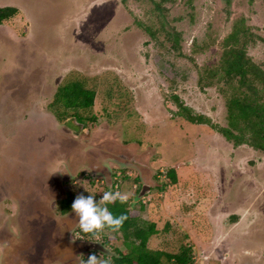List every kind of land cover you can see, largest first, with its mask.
<instances>
[{"label":"rangeland","instance_id":"rangeland-1","mask_svg":"<svg viewBox=\"0 0 264 264\" xmlns=\"http://www.w3.org/2000/svg\"><path fill=\"white\" fill-rule=\"evenodd\" d=\"M0 5L20 10L0 25L2 264H86L90 255L115 264L116 249L125 250L121 233L84 234L72 211L55 218L62 196L99 202L109 188L129 194L138 217L156 223L151 249L189 245L191 264H264V152L213 128L227 124L226 83L205 72L232 46L241 17L252 34L246 53L264 69V0ZM165 31L179 37L177 49ZM69 72L98 90L89 111L99 116L85 127L72 117L58 124L47 108ZM175 96L209 122L180 116ZM60 155L71 165L61 168ZM87 240L103 248L85 250ZM162 264L173 263L162 256Z\"/></svg>","mask_w":264,"mask_h":264},{"label":"trees","instance_id":"trees-1","mask_svg":"<svg viewBox=\"0 0 264 264\" xmlns=\"http://www.w3.org/2000/svg\"><path fill=\"white\" fill-rule=\"evenodd\" d=\"M19 12L20 10L15 6H0V24H4ZM162 28H164L163 24ZM146 31L155 37V33L150 28H146ZM165 32L166 39L177 49L179 37L176 35L172 38L170 33ZM251 36L252 34L245 25L244 17H241L228 35L232 46L229 49H224L221 62L218 65L205 69V72L207 76L211 78L218 76L226 83V87L221 88V92L226 98L227 124L221 127L213 125V128L221 133L226 140L233 142L235 146L248 144L264 152V69L252 61L246 53V39ZM239 42L242 43L241 46H238ZM201 76L204 75L201 74ZM85 78L81 77L79 73L69 72L55 88L47 108L59 122H66L68 118L72 117L75 122L85 127L89 122L96 121V117L99 116L98 113L89 111L95 106L98 90L93 86L95 83L90 82L92 85H88L90 78ZM91 78L97 79V77ZM206 84L210 85L212 81L210 80ZM174 98L179 105L180 116L192 123L209 122V118L203 115H192L188 106L183 105L177 96ZM166 175L169 185L173 186L177 178L176 170L172 167ZM159 188L161 189V187ZM75 197L72 199L66 197L61 200H67L72 205ZM61 200L59 201V211L64 214L71 210V205H64ZM107 207L114 216L125 214L128 217L123 227L118 231L121 233L125 250L116 249L117 255L113 257L115 264H162V256L173 264L192 263L193 257L189 245H182L177 253H165L162 250L149 248L148 242L151 237L159 232L156 223L140 219L138 211L131 209L128 202L121 204L117 201L114 204H108ZM91 236L93 235L91 234Z\"/></svg>","mask_w":264,"mask_h":264},{"label":"clouds","instance_id":"clouds-1","mask_svg":"<svg viewBox=\"0 0 264 264\" xmlns=\"http://www.w3.org/2000/svg\"><path fill=\"white\" fill-rule=\"evenodd\" d=\"M128 200L129 194L120 191H104L99 202L95 200V196L92 194L88 196L80 194L75 197L71 210L78 218L81 231L95 237L104 232L105 229L116 232L123 227L124 222L128 219L127 215L114 216L107 205L114 204L117 201L124 204ZM86 264H110V261H102L96 255H90Z\"/></svg>","mask_w":264,"mask_h":264},{"label":"flooded vegetation","instance_id":"flooded-vegetation-1","mask_svg":"<svg viewBox=\"0 0 264 264\" xmlns=\"http://www.w3.org/2000/svg\"><path fill=\"white\" fill-rule=\"evenodd\" d=\"M61 200V199H60ZM72 211V210H70ZM70 211H68L70 213ZM58 215H66V213L64 214H56L55 215V218H58L57 216ZM61 218V217H59ZM85 241V240H84ZM1 244H4V242H0V248L3 250V247L1 246ZM95 248H99V249H102L103 248V245H100V243H97L96 241H91V240H87V243H86V248H84L85 250H89V249H95ZM2 256V255H1ZM0 264H2V262L0 261Z\"/></svg>","mask_w":264,"mask_h":264},{"label":"crops","instance_id":"crops-1","mask_svg":"<svg viewBox=\"0 0 264 264\" xmlns=\"http://www.w3.org/2000/svg\"><path fill=\"white\" fill-rule=\"evenodd\" d=\"M0 6H6V5H0ZM10 6H12V5H10ZM1 25V24H0ZM49 111V110H48ZM54 117V119H55V121L59 124H61V122H59L56 118H55V116H53ZM49 119V118H48ZM63 125V124H62ZM86 150H88V149H86ZM83 151H85L84 149H83ZM61 157H60V159H58V160H60V165H61V168H63V166H62V162L64 163V157L62 156V155H60ZM99 163H97L95 166H94V168L92 169L91 168V171H96V166L98 165ZM103 164V163H102ZM64 165H65V167H67L68 165L70 166L71 165V163H64ZM109 166H111V165H109ZM98 167V166H97ZM85 175H87L86 173H85ZM64 198H66V197H61V198H59V199H64Z\"/></svg>","mask_w":264,"mask_h":264},{"label":"water","instance_id":"water-1","mask_svg":"<svg viewBox=\"0 0 264 264\" xmlns=\"http://www.w3.org/2000/svg\"><path fill=\"white\" fill-rule=\"evenodd\" d=\"M147 187V186H146ZM148 188V187H147ZM144 189H145V187H142V190H141V192L143 193L144 192Z\"/></svg>","mask_w":264,"mask_h":264}]
</instances>
